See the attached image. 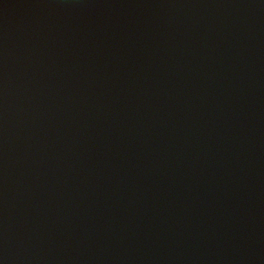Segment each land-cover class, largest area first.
Here are the masks:
<instances>
[{
	"label": "water",
	"instance_id": "95a60500",
	"mask_svg": "<svg viewBox=\"0 0 264 264\" xmlns=\"http://www.w3.org/2000/svg\"><path fill=\"white\" fill-rule=\"evenodd\" d=\"M0 264H264V0H0Z\"/></svg>",
	"mask_w": 264,
	"mask_h": 264
}]
</instances>
